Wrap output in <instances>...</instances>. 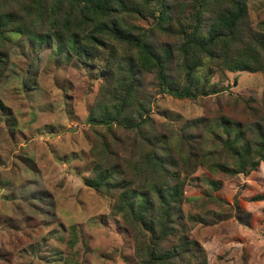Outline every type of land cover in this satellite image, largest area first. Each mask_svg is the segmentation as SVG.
<instances>
[{
  "label": "trees",
  "instance_id": "16d2710c",
  "mask_svg": "<svg viewBox=\"0 0 264 264\" xmlns=\"http://www.w3.org/2000/svg\"><path fill=\"white\" fill-rule=\"evenodd\" d=\"M152 1L0 0V81L9 49L23 38L43 41L56 55L65 48L76 59L95 58L82 46L85 39L103 47L86 114L92 164L82 183L111 200L110 212L128 231L136 264H207L203 244L191 233L194 225L220 218L217 210L205 209L207 199L223 201L216 194L223 174L246 175L264 162V87L257 102L220 98L209 89L210 78L224 77L225 70L264 74V31L251 25L245 0H158L155 20L142 28L133 21L154 15ZM34 75L27 70L23 88L34 87ZM153 88L175 98L214 94L215 108L178 127L154 120ZM215 128L224 135L214 136L222 147L217 153L207 143ZM204 165L212 173L203 178L206 192L191 195ZM191 199L200 213L183 209ZM252 199L264 201V194ZM233 209L247 225L249 213L241 214L235 197ZM75 236L67 233V252Z\"/></svg>",
  "mask_w": 264,
  "mask_h": 264
},
{
  "label": "rangeland",
  "instance_id": "374dc122",
  "mask_svg": "<svg viewBox=\"0 0 264 264\" xmlns=\"http://www.w3.org/2000/svg\"><path fill=\"white\" fill-rule=\"evenodd\" d=\"M245 2L251 25L264 31V0ZM151 6L153 16L133 22L142 28L153 23L161 6L158 0ZM56 42L54 36L51 46ZM82 46L95 58L76 59L65 48V55H56L33 37L17 40L9 49L0 81V264H136L128 231L110 212L111 200L82 183L92 164L86 114L104 56L103 47L88 39ZM28 69L35 71L31 89L21 85ZM263 87L264 74L259 71L225 70L224 77L210 78L209 89L217 90L220 98L257 102ZM150 91L151 117L176 127L187 118L211 115L215 108L214 94L188 99ZM215 129L207 143L216 145L217 153L222 147L214 136L224 135ZM225 160L232 168V160ZM209 166L213 167L211 162ZM199 173L191 195L206 192L203 178L212 173L205 165ZM223 175L216 192L223 201L213 205L207 199L205 204V209L220 212V218L194 225L191 233L203 244L207 264H264V201L252 199L264 194V162L246 175L229 171ZM233 197L241 214L249 213L247 225L234 217ZM192 201H185L183 209L200 213ZM70 230L76 239L73 251L67 252L64 244Z\"/></svg>",
  "mask_w": 264,
  "mask_h": 264
}]
</instances>
